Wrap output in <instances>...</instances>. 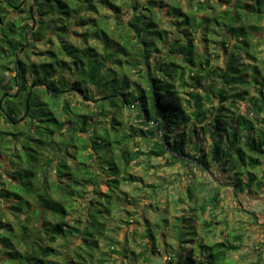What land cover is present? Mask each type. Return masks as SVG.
Wrapping results in <instances>:
<instances>
[{"label": "trees", "instance_id": "1", "mask_svg": "<svg viewBox=\"0 0 264 264\" xmlns=\"http://www.w3.org/2000/svg\"><path fill=\"white\" fill-rule=\"evenodd\" d=\"M260 35L264 0H0V160L17 168L10 179L0 172V264H105L108 253L96 260L95 249L122 186L143 181L127 171L155 172L157 160L194 179L178 201L207 237L221 225L223 189L240 212L239 195L264 187ZM149 188L177 204L173 182ZM190 220L182 229L191 224L197 239ZM155 233L138 255L147 264H155ZM244 238H191L168 264H223ZM59 239L79 247L61 253Z\"/></svg>", "mask_w": 264, "mask_h": 264}, {"label": "rangeland", "instance_id": "2", "mask_svg": "<svg viewBox=\"0 0 264 264\" xmlns=\"http://www.w3.org/2000/svg\"><path fill=\"white\" fill-rule=\"evenodd\" d=\"M131 15L130 11H123V16L124 18L129 17ZM166 15V10L162 13V16ZM260 38L262 42H264V35H260ZM49 46L48 45H43V44H37L36 49L37 51L39 50H44L47 49ZM262 49L264 51V45L262 46ZM102 51L101 49H99ZM212 50V49H211ZM31 59L34 61L38 60V57L33 55L31 56ZM226 59V55H223L220 58V62L224 63ZM215 62V60H214ZM13 75L15 73L13 72ZM241 113L245 114L244 109L241 110ZM124 121L128 124H132L135 120H133L132 116L130 113H125L123 116ZM3 159V158H2ZM1 162V168L0 172H4V176L8 179L11 178L12 173H14L17 168H11L9 162H4L0 160ZM155 166V172L149 171L147 169H135L131 168L127 171V173H132L135 176H138L139 178L143 179V181L139 183H125L122 186V189L125 194H122L120 199H119V206L114 207L113 211L111 212V217L109 218V223H108V229L105 233V237H103L99 243V248L95 249L96 253V260L102 257L103 253H108V258L107 262L105 264H147L143 262V260L138 256L140 251L144 248L146 245L145 240L143 237L146 235V233L149 230H152L154 233L157 232V229L155 227V222L160 221V227L163 229L164 233L158 234V241H157V246L163 249V252L169 257L172 256H177L179 253V249L176 247L178 245H181L183 247H192V242H189V239H195L193 238V235L191 234V227L192 225L190 224L187 228L184 230L182 229L188 222H191L190 217L197 221V224L195 226V233L197 234V241L201 238H204L205 243L212 244L215 241L222 240L224 241V238L221 236L218 237L219 233L218 231V226L213 227V233L212 235H209L208 237L206 236V232L203 228V220L199 218L198 215L190 214L188 210V203L187 202H179V191L182 192L183 196H185L184 190L189 183L194 180L193 178L189 177L190 179H185L184 176L187 173L186 168H183L181 164L174 165V167H168L165 164V161L162 160H157L153 163ZM152 173H155V178L152 177ZM181 177V180L178 181V178ZM5 179V178H4ZM3 179V180H4ZM166 182H173L174 183V190L171 191V193L174 194L172 197L177 200V204L175 205L173 203V200L167 198L165 194L162 192H158L156 194L153 192L152 188L146 189L144 191L145 185H152V184H157L158 186H161V184H165ZM214 186V185H213ZM177 187V188H176ZM160 187H158L159 189ZM163 191V190H162ZM144 193V195H143ZM242 204L239 206L241 214H243V210H246L248 207V202H244L241 200ZM150 203H153V209L149 208ZM260 205L256 203L252 207L254 211H261L259 208ZM156 207H159L162 209L161 214L157 217L154 213V209ZM224 211H219L218 212V221H220L221 225L226 228V222L229 221L230 227L231 228L234 223L236 222L237 219H240V215L238 211L235 209V205L229 202L225 203ZM138 210L140 214H135L134 210ZM180 209V211H178ZM134 212V213H133ZM83 212L77 211L75 216L79 217L82 215ZM183 217H188L189 219H185ZM243 217L247 218V222H251L253 218L250 216L243 214ZM183 219V220H182ZM133 221V222H131ZM158 223V224H159ZM146 228V229H145ZM229 231H232V229H229ZM135 232L134 236L132 233ZM162 232V231H161ZM182 232L184 233L183 235ZM186 233V234H185ZM235 233V231H233ZM243 233V232H241ZM218 234V235H217ZM264 234V232H262ZM185 235V236H184ZM188 238V242H184L183 237ZM254 237V234H252ZM218 237V238H217ZM256 239V238H255ZM111 241H115L114 248L118 252L116 254H113L111 249L109 248L108 245ZM67 242V241H65ZM64 239H59L57 248L58 251L63 253L66 250H72V249H77L79 247L80 240H70L68 244L65 246ZM151 244V242H150ZM65 247V249H64ZM128 247L131 249L130 251H134L136 256H133V254L128 251L127 254L124 253V248ZM189 251V250H187ZM185 252V251H183ZM187 253V252H185ZM164 255V254H163ZM162 255V256H163ZM152 262L155 264H164L163 258H153ZM50 264H57V260L50 259Z\"/></svg>", "mask_w": 264, "mask_h": 264}, {"label": "crops", "instance_id": "3", "mask_svg": "<svg viewBox=\"0 0 264 264\" xmlns=\"http://www.w3.org/2000/svg\"><path fill=\"white\" fill-rule=\"evenodd\" d=\"M257 174L259 178H261L264 181V164L261 168V170L257 171ZM222 181L221 183H225L226 178L224 175H220ZM224 202L223 206H225L226 202L231 203L235 205V209L237 208L238 204L236 203V195L233 194V192L225 188L222 190ZM241 200L244 202H248V207L246 209L248 216L253 218L251 222H247V218L243 217V214L239 213L240 219H237L234 225L230 228L232 231H229L228 234L223 233V226H219L218 228V237H222L225 240L229 239V234L233 235H244V242L238 243V249L230 254L227 257V260L223 264H264V187L261 190H254L252 192L246 191L243 194L239 195L238 201L240 204H242ZM258 203L259 208L261 211L258 212L254 211L252 207ZM235 231V233H233ZM243 232V233H241ZM254 234V237L252 236ZM217 237V238H218ZM256 238V239H255ZM209 244V243H208ZM182 245H178L176 248L180 249ZM145 248V247H144ZM143 248V249H144ZM143 249L140 251L142 252ZM150 257L152 258H163L164 264H168V260L170 259L169 255L165 254L163 252V249L158 247L157 254L155 255L152 253L153 252V247L150 246ZM186 250H189L188 247H185ZM199 247L198 245L195 246V251L196 254H198ZM164 254V255H163ZM163 255V256H162Z\"/></svg>", "mask_w": 264, "mask_h": 264}, {"label": "water", "instance_id": "4", "mask_svg": "<svg viewBox=\"0 0 264 264\" xmlns=\"http://www.w3.org/2000/svg\"><path fill=\"white\" fill-rule=\"evenodd\" d=\"M35 87V85L33 86ZM10 94H6L5 96L8 97ZM106 98H104L103 100H105ZM85 102H89L90 101V98L89 97H86L85 99ZM0 108H2V103L0 104ZM28 111H29V100H27V106H26V111L24 113V117H27L28 116ZM14 124H16V122H14Z\"/></svg>", "mask_w": 264, "mask_h": 264}, {"label": "flooded vegetation", "instance_id": "5", "mask_svg": "<svg viewBox=\"0 0 264 264\" xmlns=\"http://www.w3.org/2000/svg\"><path fill=\"white\" fill-rule=\"evenodd\" d=\"M14 95H16V93H17V90H14L13 92H12ZM2 103V102H1Z\"/></svg>", "mask_w": 264, "mask_h": 264}]
</instances>
